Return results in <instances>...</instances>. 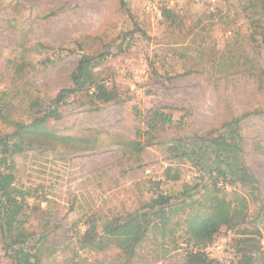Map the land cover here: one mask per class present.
<instances>
[{
  "label": "rangeland",
  "instance_id": "1",
  "mask_svg": "<svg viewBox=\"0 0 264 264\" xmlns=\"http://www.w3.org/2000/svg\"><path fill=\"white\" fill-rule=\"evenodd\" d=\"M124 2L0 0V135L48 112L57 92L74 86L83 55L92 57L96 80L122 99L101 103L86 89L70 94L48 129L77 141L36 142L12 156L16 182L31 193L26 227L38 239V264H187L179 232L166 255L150 233L127 262L114 246L99 255L83 245L81 226L133 213L154 189L176 197L195 182L210 186L199 166L170 158L167 143L216 135L245 113L241 155L262 197L249 201L245 225L259 227L254 237L264 249V0ZM163 7L171 18L161 16ZM155 112L170 121L154 119ZM169 165L180 178L157 187L161 180L153 178ZM226 191L250 199L249 185ZM0 264H11L1 238Z\"/></svg>",
  "mask_w": 264,
  "mask_h": 264
},
{
  "label": "trees",
  "instance_id": "2",
  "mask_svg": "<svg viewBox=\"0 0 264 264\" xmlns=\"http://www.w3.org/2000/svg\"><path fill=\"white\" fill-rule=\"evenodd\" d=\"M120 2L125 5L124 0ZM171 15L166 7L161 9L162 17L169 19ZM91 60L89 55L81 56L71 76L74 86L60 89L51 100L48 112L34 116L28 123L13 122V131L0 135V238L4 255L11 264H38L40 261L38 239L26 227L27 210L30 209L27 198L31 193L16 182L12 156L36 142L43 144V141L52 139L77 141L55 135L48 129L50 117L57 120L61 116L58 106L76 91L86 89L88 98L101 103L122 101L114 87L96 80ZM34 106H39V102L33 101L31 107ZM246 115L223 124V130L216 135L180 136L168 141L166 150L169 157L186 158L194 164L192 166H199V170L212 178L210 186L195 182L190 189H183L176 197L154 189L147 201L133 213L123 216L115 213L101 221H87L86 229L80 236L82 244L99 255L114 246L127 262H131L136 250L150 233L162 248V255L177 248L179 236L186 246L187 264H225L209 259L203 248L222 228H227L239 236L232 240L233 257L230 264H264V249L260 240L254 237H260L261 231L256 225L252 228L245 225L248 223L249 201L262 200L257 181L241 155L238 123ZM154 116V119L162 122L170 121L163 113L155 112ZM129 144L138 146L132 141ZM180 176L179 168L172 165L162 172L164 181H176ZM162 180L156 181L157 187ZM237 182L249 185L247 194L250 199L236 191H231L228 198L226 188ZM178 232L180 234L177 236ZM168 242L172 244L171 247Z\"/></svg>",
  "mask_w": 264,
  "mask_h": 264
},
{
  "label": "built area",
  "instance_id": "3",
  "mask_svg": "<svg viewBox=\"0 0 264 264\" xmlns=\"http://www.w3.org/2000/svg\"><path fill=\"white\" fill-rule=\"evenodd\" d=\"M188 177V175H187ZM153 179L162 180V176L154 177ZM86 229V225L81 226L82 233ZM232 230L223 228L214 239L206 244L203 248L205 255L212 260H216L225 264H230L233 257V251L231 247Z\"/></svg>",
  "mask_w": 264,
  "mask_h": 264
},
{
  "label": "crops",
  "instance_id": "4",
  "mask_svg": "<svg viewBox=\"0 0 264 264\" xmlns=\"http://www.w3.org/2000/svg\"><path fill=\"white\" fill-rule=\"evenodd\" d=\"M98 182H101V178H97V179L95 180V183H98Z\"/></svg>",
  "mask_w": 264,
  "mask_h": 264
}]
</instances>
